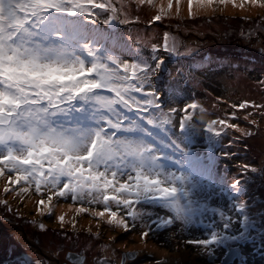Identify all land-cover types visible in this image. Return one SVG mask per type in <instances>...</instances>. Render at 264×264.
Listing matches in <instances>:
<instances>
[{
	"label": "snow or ice",
	"instance_id": "1",
	"mask_svg": "<svg viewBox=\"0 0 264 264\" xmlns=\"http://www.w3.org/2000/svg\"><path fill=\"white\" fill-rule=\"evenodd\" d=\"M133 3L156 8L149 27L181 16L182 0H166V6L164 0L159 6L155 0H0L3 192L26 194L34 186L41 195L36 202L41 216L51 215L54 197L70 198L88 205L76 207L77 215L107 216L108 225L124 231L139 223L145 229L142 240L176 223L183 228L200 226L206 238L186 244L198 246L208 257H214L217 248L239 256L236 247L252 239L255 228L248 202L242 199L247 174L264 169L243 164L239 175L229 180L216 171L214 149L228 129L241 136L253 133L228 120L211 119L203 128L209 134L208 155L193 151V114L205 109L188 103L180 110L184 115L177 128L172 114L178 110L172 107L166 113L163 97L152 90L154 75L164 70L158 52L175 57L191 55L193 50H182L184 46L168 32L159 44L137 33V42L150 47L151 54L136 49L130 62L122 60L119 53L132 37L121 40L118 26L139 21L132 15ZM186 4L188 19L214 11V6L264 9V0H186ZM175 96L173 88L171 98ZM229 107L237 112L260 110L264 117V104L243 101ZM253 115L248 111L243 119L255 125L257 121L249 119ZM236 118L234 112L229 120ZM214 199L217 206L210 203ZM225 200L231 215L222 210ZM0 204L7 201L0 199ZM94 205L103 208L89 207ZM157 208L170 215L156 213ZM57 219L65 223L64 215ZM68 259L69 264H83L80 255Z\"/></svg>",
	"mask_w": 264,
	"mask_h": 264
},
{
	"label": "rangeland",
	"instance_id": "2",
	"mask_svg": "<svg viewBox=\"0 0 264 264\" xmlns=\"http://www.w3.org/2000/svg\"><path fill=\"white\" fill-rule=\"evenodd\" d=\"M239 2V0H238ZM161 0H155V4L159 6ZM166 6V0H164ZM134 9L132 15L139 16V21L128 26L119 25L118 34L121 40H125L129 35L132 39L127 40V48L125 51L119 53L120 58L124 61H131L134 58L136 49L148 56L151 54L150 47L143 43H138L136 35L139 33L150 39V43L161 42L163 33L168 32L175 36L180 43L186 48L192 49L191 55L186 56H170L168 53L160 51L157 53L164 60V70L156 73L153 77L152 90L163 97L164 111L167 113L169 108H176L177 113H173V121L178 128L179 119L184 115L183 109L188 103L195 102L200 107L205 109L204 113H200L199 108L193 114V122L196 125L195 136L198 135L201 141L207 143L208 133L203 131L207 122L211 119H225L229 123L239 124L241 128L252 131L251 136H241L236 132L243 144L249 146L253 152L249 153L244 158L246 162H252L260 169H264V117L259 114L260 110L245 109L236 111L229 107L230 104H239L243 101H250L257 104H264V44L261 40L255 43H250L246 48L248 51L242 50V59L237 60L233 54L221 51V49H214L211 55L198 57V53L202 47H192L189 42H185V36L189 32L182 22L187 18V4L186 0H182L181 16L179 18L173 17L164 19L151 27L148 21L156 13V8L148 5L137 6L135 3L131 5ZM215 10H205L197 14V18L188 20H197L198 18H210V21L204 22L200 31V37L210 34V30L214 27L225 25L230 31H233L240 36V40L244 41L245 36L259 34L263 37V29L253 26V16L261 14L259 21L264 20V9L253 8L245 6L244 9L233 8L231 5L214 6ZM175 12V5L173 6V13ZM234 16L236 17L231 24H225L218 16ZM251 16V18L239 19L237 17ZM253 23V24H252ZM196 26L195 28H199ZM194 30V28H193ZM239 32V33H238ZM182 36V37H181ZM207 47V45L205 46ZM261 51V52H260ZM223 58H217V57ZM173 88L176 90L175 98H171ZM191 111V110H190ZM248 111H253L254 115L249 119H255V125L249 124L243 117ZM236 113V119L229 120V117ZM203 117V121L201 120ZM227 136L226 146L229 149L228 159L236 162L238 158L233 154L238 153L234 146H232V131L226 130ZM194 136V137H195ZM222 138L220 139V141ZM192 144V149L201 157L207 156L201 148H196ZM218 150H215L217 153ZM229 160H224L221 157H215V168L218 174L226 175L229 180L232 177L238 176L241 168L236 165L232 166ZM229 164V165H228ZM240 163L239 165H243ZM259 169V168H258ZM261 176L262 189L254 183H248L245 194L242 196L243 200L248 202V212L252 215L255 222V228L252 231V239L247 242L239 243L236 249H240L241 256L235 258L230 264H264V172H257ZM252 178V176H248ZM5 180L0 178V199L6 200L7 204H0V213L4 212L13 214L15 221H21L26 226L36 228L42 233L38 232V237L45 241L46 244L53 246H67L73 247L77 252L71 248L67 253L80 255L86 253L88 255V262L97 258L98 261H106V264H223L222 258L228 251L226 248H217L214 257H208L196 245L186 244L185 241L189 239H201L205 237V230L200 226H192L190 228H183L176 223L172 226L155 230L150 233L149 237L144 240L141 239V233L145 230L137 223L135 228L130 231H124L123 228L113 227L106 223L107 216L104 218H96L90 213H82L77 215L75 208L81 205L73 203L71 199L64 200L62 198L53 199V206L51 215H38L36 213V202L41 198V195L35 193L34 186L29 189V192L20 195L14 193H4L3 188ZM21 185H17L19 189ZM45 190L42 195L47 196ZM213 206L218 205L217 200L210 202ZM96 210H102V205L89 206ZM139 208V206H137ZM256 207L262 210L257 213ZM11 209V211H9ZM115 210V209H114ZM147 210V206H146ZM228 212L227 201H224L223 209ZM156 213L161 215H170L162 209H155ZM121 215L124 213L121 212ZM8 215V214H7ZM64 215L65 223L61 224L58 217ZM254 215V217H253ZM13 219V220H14ZM219 220V216L216 217ZM73 222L75 227L72 226ZM131 224V221H129ZM43 224V230L40 225ZM35 226V227H34ZM155 229V225L152 226ZM238 227V225H235ZM11 232V231H10ZM2 233V234H1ZM0 233V264H15V254L21 248L23 252L26 248L25 240L30 237L27 233L24 235L19 232ZM26 237V239L24 238ZM23 238V239H22ZM22 239V242H21ZM80 240L81 245L77 241ZM240 247V248H239ZM55 255L61 252L57 248H52ZM134 253L133 259H128L127 255ZM63 255V253H61ZM122 255L126 257L122 261ZM83 257L82 255H80ZM200 259H198V258ZM126 261V263H125ZM27 263V261H25Z\"/></svg>",
	"mask_w": 264,
	"mask_h": 264
},
{
	"label": "trees",
	"instance_id": "3",
	"mask_svg": "<svg viewBox=\"0 0 264 264\" xmlns=\"http://www.w3.org/2000/svg\"><path fill=\"white\" fill-rule=\"evenodd\" d=\"M264 14V13H262ZM251 18V16H243V17H237L239 19H244V18ZM261 17V14H256L255 16H253V26L256 29L257 27L260 29L264 30V20L263 21H259V18ZM218 18L220 20H222L223 22H225V24H231V22L234 21V19L236 17L234 16H218ZM206 21H210V18H198L197 20H184L182 22V25L185 26V28L189 31L187 32V34L185 35L187 37L185 42H189L191 44L192 47H202L198 53V57L196 58H200V57H204L206 55H211V51H214V49H221V51H226V53L229 54H233L236 56L237 60L242 59V57H237L238 55H242L241 52L242 50L244 51H248L246 48L248 47V45L250 43H255L258 40H261L264 44V33H262L263 37H260L259 34H253V35H247L244 37V41L240 40V36L239 34L230 31L228 28H225V25L223 24V27L221 26V28H219L220 25L214 27L213 29L210 30V34H208L206 36V34L203 37H200V35H198V33L200 34V31L202 29H206L207 27H203V23ZM196 26H200L199 28H195ZM194 28V30H193ZM208 29V28H207ZM239 33V32H238ZM182 37V36H181ZM207 45V47H205ZM261 52V51H260ZM217 57V56H215ZM217 58H223V57H217ZM227 136V135H226ZM222 140L220 141V143L216 146L215 150H218L217 153H215V157H221L224 160H229L228 157H226L227 155H223L222 153H227L229 149L227 148L225 142L226 139L222 136L221 137ZM232 146L235 147V149L238 151V153L233 154V156H236L238 158V160L236 162H232L230 161L232 166H236L238 165L239 167L241 165H239L240 163H244L247 165H250L251 167H255V168H259V166H255V164H253L252 162H246L244 161V158L246 157V154L248 156L249 153L253 152V150L246 145H242L243 144V139H241V136H239L235 131H232ZM194 145V149L196 150V148H201L203 150V152H200L202 154L206 153L208 155V153L205 151V149L208 147V144L201 141L200 138H198V135L194 137L193 143ZM198 151V150H196ZM229 165V164H228ZM242 171V170H241ZM259 172V171H258ZM248 176H252L251 180L250 178H248ZM261 176L258 175L257 173L253 174V173H248L247 174V184L248 183H254L255 185H257L259 187V190L262 189V187H260L261 185ZM198 258V257H197ZM200 259V258H198Z\"/></svg>",
	"mask_w": 264,
	"mask_h": 264
},
{
	"label": "flooded vegetation",
	"instance_id": "4",
	"mask_svg": "<svg viewBox=\"0 0 264 264\" xmlns=\"http://www.w3.org/2000/svg\"><path fill=\"white\" fill-rule=\"evenodd\" d=\"M13 219V214L11 212H4V214L0 213V233H9V235H11L13 232H19L23 235L27 233L30 237V240L24 237L26 239L25 242H22L23 238L21 239V242L27 246L23 252H21L22 250L19 246L17 255L15 254V264H69V261L66 260V254L68 250L71 248L74 252H77V250L73 247L68 248L64 245L53 246L52 244H46L44 240L38 237L37 233H42L41 231L37 230L36 228L26 226L21 221L17 222L15 219ZM77 242L80 243L81 241L78 240ZM80 244L82 245L83 242ZM52 248L59 249L63 255L61 253L59 255H55L52 251ZM79 254L83 256V264H99L97 258L91 260V262H88L89 259L86 253ZM25 261H27V263H25ZM119 263L122 264L121 261ZM115 264H117V262Z\"/></svg>",
	"mask_w": 264,
	"mask_h": 264
},
{
	"label": "water",
	"instance_id": "5",
	"mask_svg": "<svg viewBox=\"0 0 264 264\" xmlns=\"http://www.w3.org/2000/svg\"><path fill=\"white\" fill-rule=\"evenodd\" d=\"M236 251L239 253V256H236L235 253L229 254V251H227L225 253L223 259H222L223 264H224L225 260H227L228 261V264H230V263H233V261L235 260V258H237V257L239 258L241 256V253L237 249H236ZM69 256L76 257L77 255H75L73 253H67L66 254V260H68V261H69V259H68ZM122 257H124V256L122 255ZM134 257H135L134 256V253H132L131 256L127 255V258L128 259H133Z\"/></svg>",
	"mask_w": 264,
	"mask_h": 264
},
{
	"label": "bare ground",
	"instance_id": "6",
	"mask_svg": "<svg viewBox=\"0 0 264 264\" xmlns=\"http://www.w3.org/2000/svg\"><path fill=\"white\" fill-rule=\"evenodd\" d=\"M256 210H257V213H258V215H259V211L260 210H262V208L261 209H259L258 207H256ZM251 217H252V215L251 214H249ZM253 217H254V215H253Z\"/></svg>",
	"mask_w": 264,
	"mask_h": 264
},
{
	"label": "clouds",
	"instance_id": "7",
	"mask_svg": "<svg viewBox=\"0 0 264 264\" xmlns=\"http://www.w3.org/2000/svg\"><path fill=\"white\" fill-rule=\"evenodd\" d=\"M223 259V258H222Z\"/></svg>",
	"mask_w": 264,
	"mask_h": 264
}]
</instances>
